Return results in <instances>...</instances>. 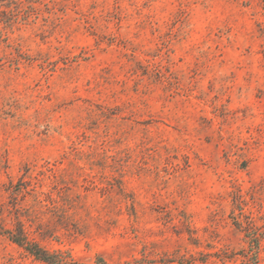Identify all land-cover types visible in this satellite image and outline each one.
Masks as SVG:
<instances>
[{
  "label": "rangeland",
  "instance_id": "374dc122",
  "mask_svg": "<svg viewBox=\"0 0 264 264\" xmlns=\"http://www.w3.org/2000/svg\"><path fill=\"white\" fill-rule=\"evenodd\" d=\"M18 227L65 264H264V0H0V264H48Z\"/></svg>",
  "mask_w": 264,
  "mask_h": 264
},
{
  "label": "trees",
  "instance_id": "16d2710c",
  "mask_svg": "<svg viewBox=\"0 0 264 264\" xmlns=\"http://www.w3.org/2000/svg\"><path fill=\"white\" fill-rule=\"evenodd\" d=\"M7 234H9V238L15 244L26 249L36 259L48 264H65V261L60 254L50 253L37 244L29 243L21 228L18 227L16 231H7ZM256 246L258 248V245Z\"/></svg>",
  "mask_w": 264,
  "mask_h": 264
}]
</instances>
